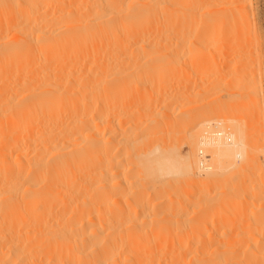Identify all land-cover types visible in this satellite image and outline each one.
Listing matches in <instances>:
<instances>
[{"label":"bare ground","instance_id":"bare-ground-1","mask_svg":"<svg viewBox=\"0 0 264 264\" xmlns=\"http://www.w3.org/2000/svg\"><path fill=\"white\" fill-rule=\"evenodd\" d=\"M237 2V0H0V264H264V199H262L264 198V185H260L261 182L258 185L256 184L257 187L254 184L256 189L252 190H256V193L254 192L253 194V191H250L251 188L248 190L249 195L251 193L254 195H252L253 199L251 197V202L249 203L247 202L248 200L245 199L244 201L243 199L246 205L245 208L244 203L241 204L242 209H245V211L248 209L250 213L258 214L259 221L255 220V224L251 226V228L254 226L257 230L252 229L254 231H251V228H248L249 222L247 221L246 227L249 229L245 228L247 231L238 232L233 234V236L229 231H227L228 234H225V230L222 231L220 236L218 235L219 231L215 233L216 236H224L225 238L222 239L225 240L223 241L218 236L213 235L215 232L213 227L212 230L214 232L211 231L210 226H208L210 229L205 227L209 230V233L213 232L205 234V228L201 225L200 229L203 227V231L197 233L191 227L195 226L194 223L189 225L191 227L189 230V222L187 227L184 225V222H187L185 221L186 218L182 221L181 213L187 212V208H191L192 202H190V199L195 195L187 196L185 199V196L182 197V177L185 175L190 176L189 174L192 176V174H195V170L199 172V166H201V169L205 168H202L204 160L199 158H203L204 154H206L205 149L207 147L204 148V143L208 135H215L214 132H218L219 127L217 130L215 127L212 129V126H215L214 121L217 119H213L212 117L213 121L210 120L209 115H205L207 118L201 115L194 120H189V124H184L182 122L183 118L181 121V117H176L179 115L178 110L176 111L178 113L174 117L177 120L179 119L183 124L178 121L181 124L179 128L186 130L187 128H199L196 129L197 131L199 130L198 146L194 145L193 150L189 149L191 154L188 158H182V154L173 149L174 145L168 149H166L167 146H165V149L164 146L161 147L164 144V140L158 141L160 138L157 140L158 143H161L158 147L163 149L154 150L155 146L151 145L150 148L152 149L154 146V151H151L148 147V150H145V147L148 145V132L152 131L150 134H153L157 130L163 133L167 131L169 134L176 131H173V127H175L174 120L168 118L170 116L167 115L165 108L166 119L162 116V110L158 109V111L156 107L155 110L153 108L154 112L152 113H155L152 115L153 118H151V114V117L148 115L150 110L153 111L150 107L156 106H152L151 102L150 107L149 102H147L150 108L148 114L144 112V109L147 108V103L144 104L143 102V107L145 106L146 108L144 107L142 112L148 116H144L136 125L133 122L130 124L134 126H127V121H125V125L127 126L125 129H130V132L134 130V132H131L133 135L129 132L132 136H128L129 134L123 136L121 135L122 133L117 134V136L119 135L117 137L119 141L120 139L122 141L125 136L127 137L125 141H122L124 143L121 142L122 146L119 144L122 148L118 149L119 147L117 146V149L120 151L119 154L117 153L118 150L115 144L116 151L113 152L112 149L113 153L107 150V147L110 148L107 144L103 142L104 144L102 145V141L107 143L109 141L107 139L111 137L108 136L109 134L107 135L110 132L107 128V130L104 129L106 133L102 131V134H105V137L108 136V138L103 139L104 136H102L101 139V125L105 123L106 117L110 118L109 121L113 120L112 118L114 117L111 118V115L109 116L111 112L109 114L105 113L108 114L106 117H104L103 111L101 112L102 99L105 97L102 98L104 92H101V94L100 89L103 88L102 85H106L105 88H107V85L111 83L120 87L126 80H119L115 75L112 77L116 72L112 70V74L110 69V72L106 70L108 74L104 71L107 76H102L103 67L106 69L111 68L113 64H117L116 66L119 67L117 61L111 58L117 57L118 59H116L120 61L119 64L124 63L120 67L125 68L124 65L126 64L125 69L129 67L128 69L131 68L132 70H130L136 74V71L139 69L137 68L134 71L136 68H132L139 64V61L137 64L136 58L142 59V56H148L147 60H156L151 55H159L161 60L163 52L165 50L167 52L170 51L171 46H168L169 50H167L165 49V45H172L171 39H178L179 37H181L180 40L185 38L183 41L186 40L188 44L190 42L191 45H189L192 46V51H194V47L197 45H200L198 47L202 49L201 46L203 45L204 49L202 50L204 52L198 51V55L195 51L197 56L194 57V60H199L204 56L206 48L209 45L207 43H210L207 49L220 57L223 51L232 48L233 45L232 38L234 31L230 22L232 17L238 14L236 10L240 13L239 9L242 7L241 2L239 1V4ZM168 22L169 29L167 28ZM166 40L169 43H166ZM187 40L189 41L187 42ZM206 41L207 43H205ZM177 43L178 46L180 43L183 47L179 39L174 43L176 44L175 46H177ZM186 43H183L184 46ZM174 48L172 47L175 51L174 53H176ZM189 49L188 47V55ZM170 52V57L173 56L171 58H174L175 55L172 54V51ZM178 52L179 54L180 52L183 54V50L181 49ZM212 53H210V57L212 56L211 58L214 60L216 55L213 57ZM167 55L165 53L163 56ZM150 56L151 58H149ZM180 56L182 60L184 59V61L180 60L183 62V65L187 60H191L188 59V56L186 57L187 60L181 54ZM170 57L168 59L172 61ZM176 57L173 59L174 61H177L178 58L176 59ZM144 62H146L145 59ZM163 62L166 61L164 60ZM167 63V69L171 72L175 71L177 65H173L174 69H172L169 60H167ZM196 63L198 65V62ZM172 64L175 63L172 62ZM182 64L179 66L182 67ZM114 65L112 69H117ZM145 65L148 67L147 64ZM199 65L202 64L199 63ZM189 66L187 69L192 67V65ZM125 69L120 68L121 71H125ZM141 69L144 72V68L142 67ZM147 69H151V67L149 66ZM124 71V75L120 73V77H127L128 73H132L131 71L128 73ZM170 71L165 72L169 73ZM180 72H182L181 68ZM109 73L111 78H108ZM116 75H119V73ZM132 75L129 76L130 80L134 77ZM142 75L140 74L139 76ZM155 78L157 77L155 76ZM164 78L166 80V77ZM168 78H170V75ZM149 79L147 80L149 81ZM240 79L242 81L243 77L237 78L236 82H239ZM142 81H140V84ZM151 81L147 84H150V86L143 84L144 81L142 85L147 86V88L149 87V91L154 92V90H150L151 85L154 83L153 81L151 84ZM167 82L165 81V83ZM244 82L242 81V84ZM129 83L132 84L131 81ZM180 83L182 82L179 81V85ZM235 84V87L233 86L235 91L229 92L231 96L240 93V87L238 86L241 83H238V86L237 83ZM133 85L136 88V84ZM133 85H129L131 90L127 92L131 94L127 93L129 95L127 100L135 96L132 95ZM157 90L154 94L160 91ZM102 91L104 90L102 89ZM145 91L148 94H142V96L144 95V98L149 97L150 92L146 89ZM163 91L164 95L168 92H165L166 90ZM163 91L161 89V92ZM195 91L197 92V90ZM172 93L169 94L172 95ZM203 94L205 93L203 92ZM158 95L160 96L158 93L154 101L160 100H156L159 98ZM136 96L139 97L138 95ZM124 97H122L123 100H125ZM164 97L166 98L167 96ZM110 99L112 100V98ZM147 99H145V102ZM149 100H151L150 97ZM162 100L158 102L159 105L163 103ZM167 100L170 101V97L169 99L167 97ZM167 100L163 101L166 102ZM104 103H106V100ZM110 103L108 104L110 105ZM158 103L156 104L159 108ZM207 103L211 102L208 101ZM115 104L114 102V109ZM118 104L116 108H119ZM125 104L123 106H126ZM141 105H137L138 109H140V111L137 110L138 115L143 108ZM163 105H161L162 108ZM131 106L128 108L133 109L134 106ZM104 108L106 111V107ZM128 108L126 109V113L127 110L129 111ZM134 108L136 109L137 107ZM107 109L109 112V108ZM121 109L123 108L121 107ZM135 109L132 110L134 111L133 114H136ZM115 110L117 111V109ZM156 110L157 112H155ZM189 114L191 115V113ZM233 114L235 113H232V116ZM119 115L117 116L116 114V117L118 118ZM127 115H124V117ZM159 116L161 117L159 118ZM120 121L117 120V122ZM152 121H156L157 124L153 127L155 128L154 130L151 129L149 131L148 126ZM113 124L114 122L112 123L114 128L115 125ZM117 125L118 130L122 131L124 129V126L122 127L123 129H120L121 127L119 128ZM228 125L225 126L227 127ZM131 127H133L132 130ZM207 127L211 128L210 132L204 130ZM113 128L110 129L114 135L117 129L113 130ZM126 130L122 132L128 133ZM163 133L162 136L167 134ZM175 134L177 135V132ZM184 134L186 135V133ZM157 135L159 136L160 134ZM218 135L220 134H217L216 137ZM114 139L116 140V136ZM114 139L112 140L111 138L112 141H115ZM173 140L176 141L177 139ZM194 140L196 139L194 138ZM207 141L209 140L207 139ZM237 142L240 143L241 141L239 142L238 140ZM207 145H210L209 142ZM236 146L239 147L238 145ZM197 149L200 156L198 159L201 161L195 159L197 157V154L195 156ZM229 149L231 150V147ZM191 156H193V162ZM243 156L246 155L243 154ZM239 157L237 158L240 159V163L242 164V160ZM211 161L213 162V158ZM247 163H252V158L251 162L248 159ZM228 166L226 167L228 168ZM230 166L233 167L231 164ZM245 168L248 171V166ZM257 169L260 171L262 168L258 166ZM210 170L209 174H211ZM204 171L205 169L201 170L202 174L207 175ZM250 171L249 173H251ZM255 172L254 176L255 174H264L258 173L256 169ZM251 174L253 175V172ZM257 175L256 177L258 178L262 176ZM247 177L248 180H251L249 176ZM198 178L200 177H197V180ZM202 178L199 180L201 183L203 182ZM194 179L196 180V178ZM242 179L241 186H244L242 184L246 178ZM260 180L262 181L261 178ZM204 182L199 186L206 187L207 183L205 182V185ZM221 182L224 183V181ZM227 182L229 185L231 179ZM210 183L212 184V182ZM233 183L235 184V182ZM185 184L187 187V183ZM232 187L236 191V187L233 185ZM230 191L232 193V190ZM248 191H244L243 194H247ZM226 192L227 195L228 189ZM231 193L230 195L232 196ZM246 194H244V198H248V194ZM241 195L237 194L236 197H240ZM194 197L192 199H196ZM211 197L203 199L206 202V198H209L207 202H210L213 200ZM213 197L215 199L214 195ZM228 197L230 198L229 194ZM233 197L235 198V196ZM233 197L231 198L234 200ZM258 197H261L263 201ZM256 198L260 202L251 205L252 201L255 202ZM204 200H201V202H204ZM224 201H228L227 197ZM205 202L204 204H207L206 207L211 206V203ZM247 203L249 204L247 205ZM204 209L206 208L204 207ZM237 209L239 210V208ZM192 210L195 209L192 208ZM196 211L198 214V210ZM180 221L183 222V226ZM179 223L180 227L184 228L185 226L187 229L178 227ZM253 223H250V225ZM231 224L234 225L233 222ZM202 232L206 235L205 237L199 235V233L203 234ZM213 237L221 240V245L219 240L217 243V240ZM205 239L207 240V245L203 243ZM222 241L224 242L223 246ZM209 243H213V246L209 245ZM214 243L217 244L214 245Z\"/></svg>","mask_w":264,"mask_h":264},{"label":"rangeland","instance_id":"rangeland-1","mask_svg":"<svg viewBox=\"0 0 264 264\" xmlns=\"http://www.w3.org/2000/svg\"><path fill=\"white\" fill-rule=\"evenodd\" d=\"M238 2H237V4H239L240 2H241V4H242V7H240V5H238L239 7H240V13L236 10V13H238V14H236V16L235 17H232V20H231V22H230V24L233 26V31H234V34H233V38H232V43H233V45H232V48H229V49H227L226 51H223L222 52V55L224 54V52H226V53H228V54H224V55H226V56H222V55H220V54H218V55H220V57H218L217 56V54H215L214 52L212 53L209 49H207V48H209V45H210V43H207V41L205 42V43H207V44H209L208 46L207 45H205L204 43V45L205 46H207V48H206V51H205V54H204V56H202L199 60L198 59H196V60H194V57H196L197 56V54H198V51L199 52H204L202 49H204L203 48V45L201 46L202 47V49L201 48H199L200 47V45H197L196 47H194V51H192L193 50V48H191L192 46H190L191 44H190V42H189V44L188 43H186V40L185 41H183V39H185V38H183V39H181L180 40V38L181 37H179L178 39H179V41L181 42V44L183 45V47L180 45V43H179V46H178V43H177V46H175L176 44H174V43H176V40H178V39H175V41H174V39L172 38L171 40V44L172 45H167L166 43L168 42L167 40H166V43H164V44H166L165 45V49H167V50H169V48H167L168 46L170 47V51H172V54H174L175 55V57H176V59H177V61L175 60H173V59H175V57L174 58H171V57H173V56H171L170 57V55L169 54H171V52L170 51H166L165 49V51L163 52L164 54L165 53H167L168 55V57L167 56H161V60H160V57H159V55H157V56H153V55H151L152 56V58H156V60L155 59H151L152 60V62H151V60L149 59V60H147L146 58H148V56H140L142 59H137L136 58V60H137V64H138V61H139V64L138 65H135L134 67H132L133 69L134 68H136L134 71H136L137 70V68L139 69L138 71H136V74H135V72H132L130 69H125L126 68V64L124 65L125 66V68H123V67H120V66H122L124 63H121V64H119V62L120 61H118L117 59V57H110L111 59H113L114 61L116 60L117 61V63H118V66L119 67H117L116 65H114V67H117V69L116 68H114V69H112L113 68V65H112V67L111 68H104L103 67V71H102V76L104 77V75H105V72L104 71H109V69L111 70V73H112V70L114 71L115 70V72H116V74H118L119 73V75H116V74H113L112 75V77L115 75L119 80H125V83H123L122 84V86H120V87H117V86H115L113 83H111V84H109V85H107V88H105L106 87V85H102L103 86V90L104 91H102V89H100V93L102 92H104V96H103V94H102V98H104L105 100H106V103H104L105 102V100L104 99H102V104H101V112L103 111V115H104V117H106V116H108V114H109V116L112 118V117H114V118H112L113 120H110L109 121V117H106L107 119H106V121H105V123H103L102 125H101V134H102V131H103V133H106L105 131L108 129L110 132H108L107 133V135L108 136H111L110 138H108V136L107 137H105L106 135L105 134H102L101 135V139H102V136H104L103 137V139H106V138H108L107 140H109V141H107V143L105 142V141H102V145L105 143V144H107V146H109L110 148H108L107 147V150L108 151H110V153H113V152H115L116 150H115V146H114V144L116 145V149L118 148V149H120V148H122L121 146H122V143H124V142H122V141H125V138H127L126 136H127V134H129L128 136H132L133 135V133H131L132 131L134 132V130H132L133 129V127H131V132H130V129L128 130H126L125 129V127L127 128V126H134V125H136L137 124V122H139V120L140 119H143L144 118V116H150V114H151V116L152 115H154L155 113H152V112H154V110L157 108V110L158 109H161L162 111H161V113L163 114L162 116H164L165 118L164 119H166L167 117H166V113H167V115L168 116H170V117H168L169 119H172V120H174V124H175V127H173L174 128V130L173 131H175V133L177 132V135L179 136H177L174 132H170L169 134H168V132L167 131H165L164 133L161 131H157V130H155V132H153V134L155 133V135H153L152 133V135L150 134V132H152V131H150L151 129H155V128H153L156 124H157V122L156 121H154V122H156V123H154L153 121L149 124V126H148V130L150 131V132H148V134L149 135H147V137H148V145H150V146H146L145 147V150L147 149L148 150V148L151 150V151H154L155 149L157 150H161V149H163V148H161V147H163L164 146V149H165V146H167L166 147V149H168V148H170V146H172V145H174V148L173 149H175L176 151H178V152H180V154H182V158L184 157H186V158H188V156L191 154V152H190V150L189 149H191V150H193L192 148L193 147H195L194 145H197L198 146V133H199V130L197 131L196 129H199V128H194V129H188L187 128V130L186 129H184V128H179V127H181L180 125L182 124V122H184V124H189L190 123V121L191 120H194V119H196L197 117H199V116H201V115H204V117L205 118H207L206 116L207 115H209V117L211 118H208V119H210V120H213V119H217V120H213L214 121V123H215V126H212V129H214V127H215V129L217 130L218 129V127H219V129H218V132L216 133V132H214L215 133V135H208V137L206 138V140H205V147L204 148H206L205 150H206V154H204V156H203V158H201L200 156H199V150H198V153H197V150H196V153H195V156H196V154H197V157L195 158L196 160H199V159H203L204 161L203 162H205V163H203L202 162V164H204L203 166H202V168L203 167H205L204 169H205V171L204 172H206L207 173V175H203L202 174V172H201V170L203 171L204 169H201V166H199L198 168V171L199 172H197V170H195V174H192V176H191V174H189L190 176H183L182 177V182H181V185H182V183H183V185H182V189L185 191H183L182 190V192H183V195H182V197L183 196H185L184 197V199L187 197V196H193L194 194V198H196V199H198V200H196V199H192L193 197H191V199H190V202H192L191 203V205H190V209L189 208H187V212L186 211H184V212H182L181 214H182V221H183V219H185L186 218V220L185 221H187V222H184L185 224V226L187 227V224H188V222H189V224H188V226L190 225V224H195V226H191L192 227V229H193V231H195V232H200L201 233V231H203V227H201V229H200V226L202 225V226H204V228L206 227H208V226H210L211 227V231H213L212 230V227L215 229V232H214V234L213 235H215L216 236V234L215 233H217L218 231H219V236H220V234H222V231H224V233L225 234H228V232L227 231H229V232H231L230 234H232V236H233V234H236V233H238V232H242V231H244V230H246L245 228H247L246 226H247V224H248V222H249V229L251 228V226L252 225H254L255 224V222L256 221H259V218H258V214L257 213H250V211L248 210V209H246L247 211H245V209H242V205L241 204H243L244 205V208L246 207V205H245V202H243V199H244V201H245V199L246 200H248L247 202H251V197H252V199H253V194H254V192L256 193V190L255 191H253L254 189H256L255 187H257V185H258V183L260 184V182H261V184L260 185H264V183H263V181H264V174H259V175H262L261 177L259 176V175H257V174H255V176H254V172H255V169H256V171H258V173H264V172H262V171H264V0H237ZM240 1V2H239ZM168 21V20H167ZM169 22L167 23V28L169 29ZM193 27H194V25H193ZM178 37V36H177ZM176 37V38H177ZM170 40V39H169ZM183 41V42H182ZM189 40H187V42H188ZM169 43V42H168ZM186 43V45L184 46V44ZM188 44V45H187ZM215 44V43H214ZM174 46H175V48H174ZM187 46V47H186ZM199 46V47H198ZM172 47L176 50V53H174L175 51L172 49ZM188 47L190 48L189 49V55H188ZM196 48H199V49H196ZM180 49L181 50H183V54L180 52V54L182 55V57H185L184 55H185V53H186V57L188 56V59H191V60H187L186 59V57H185V59L187 60L186 62H184L185 64L183 65L182 63V61H184V59L182 60V58H181V56H180V54H179V52L178 51H180ZM185 49H186V51H185ZM178 50V51H177ZM208 50V51H207ZM195 51H196V53H195ZM227 51H229V52H227ZM178 52V53H177ZM208 54H207V53ZM210 53H212V55H213V57H215L214 55H216V57L214 58V60L216 61V63H215V61L210 57ZM177 54V55H176ZM178 54H179V57H178ZM199 55V54H198ZM206 55V56H205ZM151 56L149 57V58H151ZM190 56V57H189ZM210 58H209V57ZM223 58H222V57ZM143 57H145V58H143ZM163 57V58H162ZM166 57V58H165ZM171 58L172 59V61L170 60V59H168V58ZM204 57V58H203ZM218 57V58H217ZM108 59H109V57H107ZM106 58V59H107ZM117 58V59H116ZM205 58H207V59H205ZM222 58V59H221ZM120 59V58H119ZM144 59H145V61L146 62H144ZM169 60V64L171 63V67L173 66V65H177V69L175 68V71H173V72H171L170 70H168L167 68H168V66H166V65H168V63H167V60ZM205 59V60H204ZM220 59V60H219ZM141 60V61H140ZM155 60V61H154ZM166 61V62H163V61ZM180 60H182V61H180ZM193 60V61H192ZM222 60V61H221ZM178 61H179V63H178ZM189 61V62H188ZM193 62V64H192V62ZM198 62V65H197V63L196 62ZM214 61V62H213ZM142 62H144V63H142ZM148 62V63H147ZM149 62H151L150 64H149ZM155 62V63H154ZM161 62H162V65H161ZM172 62L173 63H175V64H172ZM191 62V63H190ZM196 63V65H195V63ZM140 63H141V66L144 68V72H143V69H141L142 67L140 66ZM157 63H158V65H157ZM164 63H167V64H164ZM178 63V64H177ZM190 63V64H189ZM199 63L200 64H202V65H199ZM145 64H147L148 65V67L150 66L151 67V69H147L148 67L145 65ZM180 64H182L183 66H184V68H183V66L182 67H180L179 65ZM146 66V68H145V66ZM163 65H165V66H163ZM189 65H192V67L191 68H189V69H187V67L189 66ZM140 66V67H139ZM161 66V67H160ZM170 66V65H169ZM186 66V67H185ZM196 66V67H195ZM200 66V67H199ZM110 67V66H109ZM163 67V68H162ZM174 67V66H173ZM172 67V69H174ZM190 67V66H189ZM195 67V68H194ZM120 68H122V69H125V71L124 70H120ZM156 68V69H155ZM158 68V69H157ZM178 68H179V70H178ZM180 68L182 69V72H180ZM118 69H119V71H121V72H119L118 71ZM170 69V68H169ZM184 69V70H183ZM142 70V71H141ZM148 70H149V72H148ZM177 70V71H176ZM106 71V73L108 74V72ZM123 71L124 72H126V73H128L129 71H131L132 73H133V75H134V77L130 80V77L129 76H131L132 75V73H128L126 76L127 77H125V76H123L124 75V73H123ZM152 71V72H151ZM159 71V72H158ZM165 71H170L169 73H168V75H166L167 73L165 72ZM179 71V72H178ZM110 72V71H109ZM139 72H141V73H139ZM148 72V73H147ZM177 72V73H176ZM231 73V75H230V73ZM104 73V74H103ZM120 73L122 74L123 73V75H121V76H123V77H120ZM137 73H139V74H137ZM154 73H156V74H158V75H156V74H154ZM160 73H162V74H160ZM171 73H173V74H171ZM184 73V74H183ZM220 73V74H219ZM228 73V74H227ZM107 74L105 75V76H107ZM142 75V74H144V75H142V76H139V75ZM148 75V77H147V75ZM154 74V75H153ZM132 75V76H133ZM153 75V76H152ZM160 75V76H159ZM163 75V76H162ZM169 75H170V78H168L169 77ZM191 75V76H190ZM241 78V76L243 77V79H242V81H245L243 84H242V81H241V79H240V81L239 82H236L237 81V78L239 79V77ZM111 75H110V73H109V75H108V78H111L110 77ZM119 76V77H118ZM151 76H152V78H151ZM155 76L157 77V78H155ZM168 76V77H167ZM172 76V77H171ZM173 76H175V77H173ZM115 77V78H116ZM137 77V78H136ZM143 77V78H142ZM144 77H145V79H144ZM162 77V79H160ZM164 77H166V80H165V78ZM245 77V78H244ZM140 78H142L143 79V81H144V83L143 84H145V85H147L148 83H149V81H151V84H152V82L154 81V83L151 85V87H150V90H154V92H156V90H157V88H158V90H160L158 93L160 94V96H159V98H157L156 100H158V99H163L164 101H165V99L167 100V97H168V99H169V97H170V101L172 102H170L169 100H167L166 102H164L163 100H162V104L160 103V105H159V103L158 102H161L160 100L159 101H154L155 99V97H157V94L158 93H155L154 94V92L152 91H149V87L147 88V86H150V84L149 85H147V86H144V85H142V79H140ZM150 78V79H149ZM155 78V79H154ZM164 78V79H163ZM176 78V79H175ZM134 79V80H133ZM147 79H149V81L147 80ZM160 79V80H159ZM167 79H168V82H167ZM199 79V80H198ZM235 79V80H234ZM131 81V83L132 84H130L129 82ZM133 80V81H132ZM142 81L141 82V84H140V81ZM148 82H147V81ZM162 80V81H161ZM167 82V83H165V81ZM170 80V81H169ZM184 80V81H183ZM196 80V81H195ZM212 80V81H211ZM229 80V81H228ZM145 81H146V83H145ZM156 81V82H155ZM160 81V82H159ZM179 81L180 82H182V83H180V85H179ZM188 81V82H187ZM234 81V82H233ZM136 82V83H135ZM139 82V83H138ZM162 82V83H161ZM160 83V84H159ZM169 83V84H168ZM172 84V86H171V84ZM177 83V84H176ZM189 83V84H188ZM235 83H237V86L239 85L238 83H241L238 87H240L239 88V91H240V93L239 94H237V95H235V96H231L230 94H229V92H233V90L235 89V88H233V86H234V84ZM126 84V85H125ZM133 84H136L135 86H136V88H134V85ZM138 84V85H137ZM163 84V85H162ZM164 84H166V86H164ZM207 84H210V85H207ZM129 85L130 86H132L133 85V87L132 88H134L133 89V91H135V92H133L132 91V95H135V96H132V97H134V98H132L131 96H130V98H132V99H130V100H127V98H129V95L128 94H131L130 92H127V91H129V90H131V87H129ZM154 85H156L155 87H154ZM161 85V86H160ZM168 85H169V87H168ZM175 85V86H174ZM176 85H177V87H178V89H177V87H176ZM139 86V87H138ZM174 86V87H173ZM182 88H181V87ZM188 86V87H187ZM211 86H213L212 88H211ZM235 86H236V84H235ZM234 86V87H235ZM126 88V89H123V88ZM140 87H142V89H140ZM145 87V88H144ZM152 87H153V89H152ZM162 87V88H161ZM167 87H168V89H167ZM206 87V88H205ZM154 88H156V89H154ZM164 88V89H163ZM166 88V89H165ZM174 88V89H173ZM176 88V89H175ZM180 88H181V90H180ZM211 88V89H210ZM224 88H226V89H224ZM107 89V90H106ZM118 89V90H117ZM123 89V90H122ZM136 89V90H135ZM139 89V90H138ZM144 89V90H143ZM145 89L146 90H148L149 92H150V99L151 100H149V97L147 96V97H145L144 98V95L142 96V94H148L146 91H145ZM161 89H162V91L163 90H166L165 92H167V93H165L166 95H164L163 93H164V91L163 92H161ZM202 89H204V90H202ZM208 89H210V90H208ZM240 89H242V90H240ZM110 90H111V92H113V93H111L110 92ZM113 90V91H112ZM124 91V92H121V91ZM143 90V91H142ZM157 90V91H158ZM176 90V91H175ZM183 90V91H182ZM195 90H197V92L195 91ZM201 90V91H200ZM223 90V91H222ZM109 91V92H108ZM140 91V92H139ZM176 92V93H174V92ZM180 93H179V92ZM189 91V92H188ZM196 93H195V92ZM228 91V92H227ZM235 91V90H234ZM137 92H138V94H137ZM174 94H173V93ZM203 92L205 93V94H203ZM209 92V93H208ZM213 92V93H212ZM238 92V91H237ZM116 93V94H115ZM128 93V94H127ZM141 93V94H140ZM172 93V95H170V94ZM192 93H195V94H192ZM106 94V95H105ZM168 94H169V96H168ZM176 94V95H175ZM108 95H110V96H108ZM112 95H113V97H112ZM128 95V96H127ZM136 95H138L139 97H137ZM145 95V96H146ZM156 95V96H155ZM161 95H163L162 97H161ZM181 95V96H180ZM220 95V96H219ZM116 96V97H115ZM118 96V97H117ZM125 96V97H124ZM127 96V97H126ZM142 96V97H141ZM154 96V97H153ZM164 96H167L166 98L164 97ZM173 96V97H172ZM177 96V97H176ZM237 96V97H236ZM122 97H124V99L126 100V102H125V100H123V98ZM135 97H136V99H135ZM141 97V98H140ZM161 97V98H160ZM165 99H164V98ZM181 97V98H180ZM236 97V98H235ZM110 98H112V100L110 99ZM148 98V99H147ZM177 98V99H176ZM179 98H180V100H179ZM204 98V99H203ZM208 98V99H207ZM239 98H242V99H239ZM245 98V99H244ZM116 99V100H115ZM119 99V100H118ZM139 99V100H138ZM143 99V100H142ZM145 99H147L146 100V102H145ZM181 99H182V101H181ZM186 99V100H185ZM206 99V100H205ZM223 99H224V101H223ZM104 100V101H103ZM110 100V101H109ZM118 100V102H116ZM133 100V101H132ZM137 100V101H136ZM149 100V101H148ZM177 100V101H176ZM202 100H204V101H202ZM211 100V101H210ZM233 100H235V101H233ZM241 100H242V102H241ZM128 101H129V103H128ZM140 103H139V102ZM174 101V102H173ZM195 101V102H194ZM200 101H202V102H200ZM205 101H209V102H211V103H204ZM231 101H232V103H231ZM238 101V102H237ZM111 102V103H110ZM114 102L116 103L115 104V109H117V111L119 112H117L115 109H114ZM120 102H122L121 104H122V106H121V104H118V103H120ZM143 102H144V104L145 103H147V102H149V107H150V102H151V105L153 106V105H156V106H153V107H150L152 110H153V108H154V110L153 111H151L150 110V108L148 107V103L146 104L147 106V108H149V109H147L145 106V108L146 109H144V107H143ZM154 102V103H153ZM199 102V103H198ZM234 102H237V103H234ZM108 103H110V105L108 104ZM126 103V104H125ZM156 103H158V105H159V108H158V106H157V104ZM166 103V104H165ZM168 103V104H167ZM180 103V104H179ZM194 103V104H193ZM195 103H196V105H197V107H196V105H195ZM203 103V104H202ZM234 103V104H233ZM106 104V105H105ZM117 104H118V106H119V108H120V110H119V108H116L117 107ZM123 104H125L126 106H127V108L128 107H130L131 106V104H132V106H134V107H137L136 109L133 107V109L132 110H134L135 109V111H136V114L134 113L133 114V112L134 111H132L130 108H128L129 109V111L127 110V113H126V106H123ZM130 104V105H129ZM135 104V105H134ZM142 104V105H141ZM164 104V105H163ZM177 105V106H175V105ZM224 104H225V106H224ZM137 105H141L143 108L141 109V112L143 111V109H144V112H147L146 114H148V110H150L149 112V114L148 115H146L145 113H141L140 112V114L138 115V113H137V110H139L140 111V109H138V106ZM161 105H163V108H162V106ZM167 105V106H166ZM171 105V106H170ZM179 105V106H178ZM195 106L194 108H193V106ZM199 105V106H198ZM106 107V111L104 110L105 108L104 107ZM131 106V107H132ZM141 106H139L140 108H141ZM210 106V107H209ZM223 106V107H222ZM113 108V110H111L112 108ZM121 107L123 108V109H121ZM125 107V108H124ZM156 107V108H155ZM169 107V108H168ZM175 108V110H174V108ZM199 107V108H198ZM104 108V109H103ZM107 108H109V112H108V109ZM111 108V109H110ZM166 109V113H164L165 111V109ZM179 108V109H178ZM186 108V109H185ZM192 108V109H191ZM214 108V109H213ZM124 110V111H123ZM147 110V111H146ZM157 110L155 111V112H157ZM172 110V111H171ZM178 110V112H176ZM206 110V111H205ZM208 110H210V111H208ZM213 110V111H212ZM114 111V112H113ZM124 113H123V112ZM131 111H132V116H131ZM159 111V110H158ZM170 111H171V113H172V115H171V113H170ZM180 111H182V112H180ZM186 111V112H185ZM116 112V113H115ZM122 112V113H121ZM208 112V113H207ZM105 113H108V114H105ZM113 113V114H112ZM121 113V115H119ZM177 113L179 114V115H177ZM189 113H191V115L189 114ZM229 113H230V116H229ZM232 113H235V114H233V116H232ZM116 114H117V116L119 115V117L118 118H122V116H123V120L122 119H118L117 117H116ZM127 115V114H129V115H127L126 117H124V115ZM142 114V116H140ZM170 114V115H169ZM175 114L177 115L176 117H181L180 118V120L182 121H180L179 119L177 120L174 116H175ZM189 114V115H188ZM217 114V115H216ZM226 114V115H225ZM113 115V116H112ZM138 115V116H137ZM184 115V116H183ZM185 115H187V116H185ZM206 115V116H205ZM121 116V117H120ZM129 116V117H128ZM134 116H136V117H134ZM142 117V118H140V117ZM150 116V117H151ZM173 116V117H172ZM215 116V117H214ZM221 116H223V117H221ZM103 117V118H104ZM131 117V118H130ZM149 117V118H150ZM161 116H159V118H160ZM186 117H187V119H186ZM212 117H213V119H212ZM219 117V118H218ZM228 117V118H227ZM230 117V118H229ZM117 118V120H122V121H120V122H117V120L116 121H114V119H116ZM128 118V119H127ZM130 118V119H129ZM132 118H133V120H132ZM135 118V119H134ZM151 118H153V116L151 117ZM222 118H223V121H222ZM176 119V120H175ZM137 120V121H136ZM190 120V121H189ZM114 122V124L113 125H115V127L113 128V126H112V123ZM125 121H127V126L125 125L126 124V122ZM130 121V122H129ZM181 123H179V122ZM185 121H187L186 123H185ZM110 122H111V124H110ZM116 122V123H115ZM134 122V123H133ZM176 122V123H175ZM229 122V123H228ZM117 123H119L118 125H117ZM121 123H124V124H121ZM130 123H133L134 125H131ZM154 123V124H153ZM226 123V124H225ZM229 125H228V124ZM105 124H107V125H105ZM121 124V126H119ZM213 124V123H212ZM237 124V125H236ZM108 125H110L109 127H108ZM116 125L120 128V129H123L122 127L124 126V129L122 130V131H128V133H126V132H122L121 130H118L117 129V127H116ZM183 125V124H182ZM225 125H228L227 127L225 126ZM178 126V127H177ZM211 126V125H210ZM151 127V128H150ZM178 129H177V128ZM183 127V126H182ZM230 127V128H229ZM239 127V128H238ZM107 128V129H106ZM113 128V130H115V128L117 129V130H115V134L113 135L112 133H113V131L111 130V129ZM130 128V127H129ZM150 128V129H149ZM224 129V130H222V129ZM227 128V129H226ZM104 129H106V130H104ZM179 129H181V130H183V131H181V130H179ZM210 127H207V129L206 128H204V130H206L207 132H210ZM179 132H178V131ZM240 130V131H239ZM119 133H118V132ZM121 131V132H120ZM186 131V132H185ZM132 134V135H130V133ZM186 133V135L184 134V133ZM225 132V133H224ZM246 132V133H245ZM120 133H122L121 135H125L126 134V136L124 137V139H123V137H122V141H121V135H120V141L119 140H117L118 138V136H117V134H120ZM124 133V134H123ZM160 134L161 135V137H160V135L158 136L157 134ZM162 133L163 134H166L165 136L163 135L162 136ZM174 133V134H173ZM182 133V134H181ZM233 133V134H232ZM241 133V134H240ZM201 134H204V133H201ZM217 134H220V135H218V137H216V135ZM172 135V136H171ZM174 135V136H173ZM177 136V138H176V136ZM231 135V136H230ZM239 135V136H238ZM115 136H116V140L114 139L115 138ZM153 136H155V137H152ZM167 136V137H166ZM156 137H158V138H156ZM164 137V138H163ZM196 139V140H194V138ZM211 137V138H210ZM213 137V138H212ZM236 137H238V138H236ZM111 138H112V140L114 139L115 141H112L111 140ZM156 138V139H155ZM160 138V139H159ZM172 138V139H171ZM190 138V139H189ZM213 139V140H210V139ZM236 138V139H235ZM152 139V141H153V144H152V141H150ZM155 139V140H154ZM159 139V140H158ZM161 139H163L164 140V144H162L161 145V143H158V141H160ZM173 139H177L176 141H178L176 144H175V140H173ZM207 139L209 140V141H207ZM244 139H246V140H244ZM248 139V140H247ZM158 140V141H157ZM166 140V141H165ZM173 140V141H172ZM192 140V141H191ZM231 140V141H230ZM239 140V142L240 143H238L237 141ZM114 142V143H112V142ZM117 141H118V145H117ZM175 141V142H174ZM180 141V142H179ZM181 141H182V143H181ZM188 141H190L189 143H188ZM104 142V143H103ZM110 142V143H109ZM122 142V143H121ZM158 143V144H154V143ZM209 142V144L210 145H207V143ZM248 142V143H247ZM163 143V142H162ZM166 143H170V144H166ZM234 143V145H232ZM109 144V145H108ZM119 144H121V146H119ZM161 145V147H158V145ZM181 144V145H180ZM151 145H154L153 147H154V150H153V147H152V149L150 148L151 147ZM159 145V146H160ZM190 145H191V147H190ZM213 147H212V146ZM227 145H229V146H227ZM236 145H238L239 147H237ZM245 145V146H244ZM112 146V147H111ZM118 146V147H117ZM210 146V147H209ZM247 146V147H246ZM114 147V148H113ZM148 147V148H147ZM173 147V146H172ZM231 147V150L229 149ZM235 147H237V148H235ZM246 147V148H245ZM255 147V148H254ZM161 148V149H160ZM199 148V147H198ZM235 148V149H234ZM239 148V149H238ZM257 148V149H256ZM112 149H113V152H112ZM117 149V150H118ZM226 149L228 150L227 152H226ZM241 149H243V150H245V151H241ZM149 150V151H150ZM188 150H189V152H188ZM194 150H195V148H194ZM213 152H211V151ZM233 150V151H232ZM236 150V151H235ZM229 151H230V153H229ZM239 151V152H238ZM247 151V152H246ZM223 154H222V153ZM233 152H237V153H233ZM240 152H243V153H240ZM245 152V153H244ZM118 154L120 153V151L118 150V152H117ZM189 153V154H188ZM211 153V154H210ZM221 153V154H220ZM248 153H249V155H248ZM209 154V155H208ZM228 154V155H227ZM235 154V155H234ZM241 154H242V156H241ZM243 154L244 155H246V156H243ZM218 155V156H217ZM219 155H221V156H219ZM239 155H240V157H239ZM248 155V156H247ZM207 156V157H206ZM211 156V158L209 159V157ZM213 156V157H212ZM225 156H227V157H225ZM251 156V157H250ZM103 157H104V155H103ZM193 156H191V160L193 159L192 158ZM198 157H200L199 159H198ZM205 157V158H204ZM219 157V158H218ZM224 157V158H223ZM228 157H230V158H228ZM237 157H239V158H241V160H242V164L240 163L241 161H240V159H238ZM247 158V159H245V158ZM254 157H255V161H254ZM212 158H213V162L211 161L212 160ZM222 158V159H221ZM251 158H252V163H247L248 162V159H249V162H251ZM221 159V161H219ZM230 159H232V160H234V161H232V160H230ZM245 159V160H244ZM194 160V159H193ZM193 160H192V162H193ZM209 160V161H208ZM257 160V161H256ZM185 161H186V159H185ZM199 161H201V160H199ZM208 162V163H207ZM210 162V163H209ZM244 162V163H243ZM246 162V163H245ZM185 163V162H184ZM196 163H197V161H196ZM224 163H226V164H224ZM238 163V164H237ZM239 163H240V165H239ZM208 164V165H207ZM230 164L233 166V167H231L230 166ZM197 165V164H196ZM229 165V166H228ZM235 165H237V166H235ZM226 166H228V168L226 167ZM235 166V167H234ZM248 166V171H246V169L247 168H245V167H247ZM261 167L262 169L259 171L258 169H257V167ZM244 167V168H243ZM253 167H254V169H253ZM195 168H197V167H195ZM209 168V169H208ZM230 168V169H229ZM201 169V170H200ZM211 169V170H210ZM233 169V170H232ZM240 169V171H238ZM184 170H186L185 168H184ZM207 170V171H206ZM209 170H210V173L211 174H209ZM212 170H213V172H212ZM219 170V171H218ZM242 170H243V172H244V174H243V172H242ZM251 170V171H250ZM253 170V171H252ZM229 171V172H228ZM249 171L252 173L253 172V175L251 174V173H249ZM183 172H185V171H183ZM215 172V173H214ZM224 172V173H223ZM240 172H241V174H240ZM201 173V174H200ZM205 173V174H206ZM213 173V174H212ZM256 173V172H255ZM197 174V175H196ZM233 174V175H232ZM235 174H236V176H235ZM243 174V175H242ZM200 175H202V176H200ZM209 175V176H208ZM211 175V176H210ZM223 175V176H222ZM242 175V176H241ZM249 176L250 178H251V180L249 179L248 180V177L247 176ZM251 175V176H250ZM256 175L257 176H259V178L258 177H256ZM204 176V177H203ZM222 176V177H221ZM246 178V180L244 179V177ZM188 177H190V178H188ZM197 177H200V178H198V180H197ZM203 177V178H202ZM207 177V178H206ZM210 177V178H209ZM228 177H229V179H228ZM256 177V178H255ZM194 178H196V180L194 179ZM202 178V180H203V182L205 181L206 183H207V185L205 184V182H204V184L206 185V187L205 186H199L200 184L202 185V183L199 181L200 179ZM236 178V179H235ZM244 180H243V179ZM255 178V179H254ZM260 178L262 179V181L260 180ZM186 181H185V180ZM191 179V180H190ZM193 179V180H192ZM205 179V180H204ZM226 179V180H225ZM230 179H231V182L233 181V182H235V184L232 182H229V185H228V180L230 181ZM239 179V180H238ZM241 179L244 181V183L242 184V185H244V186H241ZM201 180V181H202ZM257 180V181H256ZM260 180V181H259ZM184 181V182H183ZM221 181H224V183L223 182H221ZM191 182H192V184H194V185H192L191 184ZM210 182H212V184L210 183ZM216 182H218V183H216ZM220 182V183H219ZM226 182V183H225ZM245 182H246V184H245ZM185 183H187V187H186V184ZM190 184V185H189ZM209 184V185H208ZM224 184V185H223ZM226 184V185H225ZM238 184V185H237ZM256 186H255V185ZM212 185V186H211ZM228 185V186H227ZM231 185V186H230ZM232 185L233 186H235L236 187V191H235V188H233L232 187ZM252 185H253V187H252ZM189 186H190V188H189ZM194 186H196V187H194ZM198 186H199V188H198ZM207 186H208V188H207ZM225 186V188H223ZM239 186V187H238ZM247 186V187H246ZM255 186V187H254ZM194 187V188H193ZM230 188V190H232V193H231V191L229 190V188ZM196 188V189H195ZM201 188V189H200ZM234 189V191H233V189ZM251 188V189H250ZM186 189V190H185ZM200 191H199V190ZM202 189H204V190H202ZM207 189H209V190H207ZM227 189H228V194H229V196H230V198L231 197H233V196H235V198H234V200L232 199V202H231V200H230V198L228 197V194L226 195V191H227ZM243 189V190H242ZM250 189V191L252 192L253 191V194L251 193V195H249L250 193H249V190ZM253 189V190H252ZM225 191V192H221V191ZM258 190V189H257ZM196 191V192H195ZM202 191H203V193L205 194H203L202 193ZM216 191V192H215ZM244 191H248V195L246 194V193H244V194H246L247 196H248V198L246 197V198H244L245 197V195L243 194V192ZM189 192V193H188ZM234 192V193H233ZM235 192H237L236 194H235ZM242 192V193H241ZM209 193H211V194H209ZM225 193V194H224ZM230 193L232 194V196L230 195ZM237 194H243V195H241L240 197H241V199H240V197L239 196H237L236 197V195ZM202 197H200V196ZM213 195L215 196V199H214V197H213ZM253 195V196H252ZM197 196H199V197H197ZM203 196H205V197H211L213 200V202L212 201H210V202H207V200L209 199V198H206V202H205V200L203 199V198H205V197H203ZM250 196V197H249ZM227 197V202L226 201H224L225 200V198ZM263 197H264V195H263ZM210 198V199H211ZM240 200H239V199ZM259 198V197H258ZM258 198H256V200H255V202L254 201H252V204L251 205H254V204H257V203H259L260 201L258 200ZM259 199H261V197L259 198ZM262 199H264V198H262ZM261 199V201H263ZM201 200H204V202L205 203H208V204H210L211 203V206H207L206 207V205L207 204H204V202L202 201L201 202ZM214 200H215V202H214ZM220 200V201H219ZM223 200V201H222ZM196 201V202H195ZM229 201H230V203H229ZM237 201H239V202H237ZM194 202H195V204H194ZM200 202H201V205H200ZM264 202V201H263ZM215 203V204H214ZM249 203H247V205L249 204ZM198 204H199V206H198ZM193 205V206H192ZM196 205V206H195ZM215 205V206H214ZM239 205V206H238ZM206 208V209H204V207ZM196 207V208H195ZM216 207V208H215ZM192 208L193 209H195V210H192ZM201 208V209H200ZM212 208V209H211ZM237 208H239V210L237 209ZM189 209V210H188ZM200 209V210H199ZM242 209V210H241ZM186 210V209H185ZM196 210H198V214H197V211ZM242 211V213H241V211ZM245 212H244V211ZM200 211V212H199ZM231 211V212H230ZM233 211V212H232ZM249 211V212H248ZM194 212H196L195 214H194ZM238 212V213H237ZM193 213V214H192ZM245 213H247V214H245ZM227 215V217H226V215ZM257 214V215H256ZM183 215H184V218H183ZM203 217H202V216ZM255 215V216H254ZM233 216H234V218H233ZM221 217H222V219H221ZM219 218V219H218ZM227 218V219H226ZM250 218V219H249ZM253 219V220H252ZM188 220H190V221H188ZM219 220V221H218ZM240 220V221H239ZM250 220H251V222H250ZM256 220V221H255ZM182 221H180V223L182 222ZM192 221V223H190ZM235 221V222H234ZM248 221V222H247ZM254 223H253V222ZM222 224H221V223ZM234 223V225L233 224H231V223ZM180 223L178 224V227H180L179 225H180ZM211 223V224H210ZM250 223H253V224H251L250 225ZM213 224V225H212ZM231 224V225H230ZM238 224H240V225H238ZM212 225V226H211ZM226 225V226H225ZM177 226V225H176ZM182 226H183V222H182ZM185 226H184V228L183 227H180L181 229H187V228H185ZM229 226V227H228ZM240 226V227H239ZM190 227V226H189ZM188 227V229L190 230L191 229V227L189 228ZM210 227H208L209 229H210ZM228 227V228H227ZM197 229V230H195V229ZM204 229V231L206 232L205 234H207V232L209 233V230H207V229ZM231 228V229H230ZM247 228V230H249ZM199 229V230H198ZM233 229V230H232ZM252 229H255V230H257V228H255L254 226L250 229L251 231H254V230H252ZM207 230V231H206ZM217 230V231H216ZM246 230V231H247ZM213 232H210V233H213ZM199 233V235H203V237H205L206 235H204V232H202L203 234H200ZM209 233V234H210ZM217 235V236H218ZM216 236V237H217ZM218 236V237H219ZM214 239H216L215 237H213ZM219 238H221V240H225V239H222V238H225L224 236L222 237H219ZM227 238V237H226ZM231 239V238H230ZM217 240V239H216ZM219 240V239H218ZM218 240H217V243H218ZM221 240H219V242H220V245H221ZM214 241V240H213ZM222 241V246H223V244H224V242ZM231 242H232V240H231ZM204 244H206L207 245V240L205 239V242H203ZM217 243H214V245L215 244H217ZM204 244H202V245H204ZM209 245H211V246H213V243L212 244H210L209 243ZM219 245V244H218ZM205 246V245H204Z\"/></svg>","mask_w":264,"mask_h":264}]
</instances>
